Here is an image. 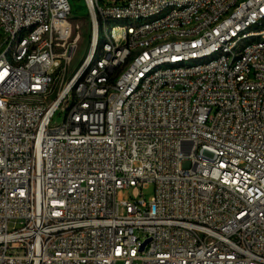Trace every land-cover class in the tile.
I'll return each mask as SVG.
<instances>
[{
  "label": "built area",
  "instance_id": "2783aa9c",
  "mask_svg": "<svg viewBox=\"0 0 264 264\" xmlns=\"http://www.w3.org/2000/svg\"><path fill=\"white\" fill-rule=\"evenodd\" d=\"M83 1L65 80L70 0H0V264H264V0Z\"/></svg>",
  "mask_w": 264,
  "mask_h": 264
},
{
  "label": "rangeland",
  "instance_id": "374dc122",
  "mask_svg": "<svg viewBox=\"0 0 264 264\" xmlns=\"http://www.w3.org/2000/svg\"><path fill=\"white\" fill-rule=\"evenodd\" d=\"M105 4L111 3L113 0H101ZM72 5V12L68 18V23L71 26L72 33L68 39L67 45L59 47L58 52H64V49L75 43V54L72 59L66 65V69L63 72L64 79L67 80L80 65L84 62L86 57L91 53L92 47V23L91 15L88 11L83 0H70ZM79 36V37H78ZM77 41L75 42V39ZM63 116V115H62ZM57 118V120L61 121ZM154 196V186L149 185L146 189L143 190V197L146 201H150ZM136 235L142 240L145 239L144 235L136 231Z\"/></svg>",
  "mask_w": 264,
  "mask_h": 264
},
{
  "label": "bare ground",
  "instance_id": "6f19581e",
  "mask_svg": "<svg viewBox=\"0 0 264 264\" xmlns=\"http://www.w3.org/2000/svg\"><path fill=\"white\" fill-rule=\"evenodd\" d=\"M117 34H120V30H118V29L115 30V35H117ZM75 50H76V47H75ZM75 50H74L73 56H74V54H75ZM73 56H72V57H73Z\"/></svg>",
  "mask_w": 264,
  "mask_h": 264
},
{
  "label": "trees",
  "instance_id": "16d2710c",
  "mask_svg": "<svg viewBox=\"0 0 264 264\" xmlns=\"http://www.w3.org/2000/svg\"><path fill=\"white\" fill-rule=\"evenodd\" d=\"M100 45H101V42L99 43V47H98V49H97V54H98L99 51H100Z\"/></svg>",
  "mask_w": 264,
  "mask_h": 264
}]
</instances>
